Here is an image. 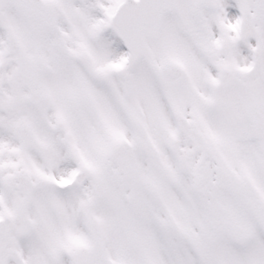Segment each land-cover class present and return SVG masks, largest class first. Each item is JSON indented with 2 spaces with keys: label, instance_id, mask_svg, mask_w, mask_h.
I'll return each mask as SVG.
<instances>
[{
  "label": "snow or ice",
  "instance_id": "1",
  "mask_svg": "<svg viewBox=\"0 0 264 264\" xmlns=\"http://www.w3.org/2000/svg\"><path fill=\"white\" fill-rule=\"evenodd\" d=\"M227 7L0 0V264H264V0Z\"/></svg>",
  "mask_w": 264,
  "mask_h": 264
},
{
  "label": "rangeland",
  "instance_id": "2",
  "mask_svg": "<svg viewBox=\"0 0 264 264\" xmlns=\"http://www.w3.org/2000/svg\"><path fill=\"white\" fill-rule=\"evenodd\" d=\"M227 11V10H226ZM230 17H231V15H230Z\"/></svg>",
  "mask_w": 264,
  "mask_h": 264
}]
</instances>
